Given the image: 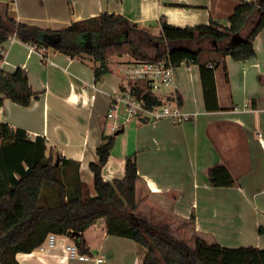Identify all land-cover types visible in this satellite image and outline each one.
<instances>
[{
	"label": "crops",
	"instance_id": "1",
	"mask_svg": "<svg viewBox=\"0 0 264 264\" xmlns=\"http://www.w3.org/2000/svg\"><path fill=\"white\" fill-rule=\"evenodd\" d=\"M237 2L0 0V14L41 29L62 30L73 22L109 13L150 27L159 35L161 18L179 28L209 25L212 19L227 26ZM0 48L6 52L2 71L23 68L38 95L29 107L6 100L0 124L24 130L33 142L45 138L47 155L53 151L56 157L79 164L81 181L94 195L90 165L98 160V147L118 121L124 131L122 122L132 121L126 119L124 109L108 117L111 95L125 81L116 74L119 63L110 64V73L96 83L91 64L53 47L38 49L16 39ZM255 49L256 56L245 62L225 59L228 80L222 68L216 71L217 111L205 107L200 67L187 63L177 67L173 92L190 118L181 123L173 119L131 123L136 135L123 157L112 161L116 141L103 169L105 180H122L126 157L135 154L140 176L138 211L149 219L170 223L173 235L190 245L200 237L229 249L264 250V144L259 136L264 138V29L255 40ZM6 145L0 137V163ZM218 165L227 167L240 186L211 187L208 172ZM7 188L0 177V193ZM92 228L97 230L89 235ZM85 239L91 252L88 262L67 258L65 246L74 243L63 236L57 247L44 253L38 249L19 253L17 260L19 264H143L146 257L144 251L139 258L142 247L133 240L109 235L103 222L89 228Z\"/></svg>",
	"mask_w": 264,
	"mask_h": 264
},
{
	"label": "trees",
	"instance_id": "2",
	"mask_svg": "<svg viewBox=\"0 0 264 264\" xmlns=\"http://www.w3.org/2000/svg\"><path fill=\"white\" fill-rule=\"evenodd\" d=\"M159 24L160 34L154 35L150 27L105 13L73 22L62 30H52L18 22L10 14H0V46L15 36L18 41L38 49L53 47L72 59L78 57L91 64L96 83L110 73L113 58L124 56L134 61L169 57L175 67L183 63L198 65L205 107L208 111H217L215 73L222 68L228 80L227 57L245 62L256 56L255 40L264 29V0H238L227 26L213 19L209 25L186 28L172 26L162 18ZM85 37L89 40L84 41ZM132 84L138 99L160 105L149 82ZM0 95V110L6 100L29 107L38 97L26 70L21 67L11 73L0 71ZM0 137L7 143L1 158L0 177L8 185L0 193V264H19V253H32L51 234L69 238L81 254L89 255L85 233L99 222L105 224L109 235L133 240L144 248L143 264H264V250L229 249L200 237H195L194 245H190L173 235L170 223L142 215L138 211L140 176L135 154L126 157L122 180L110 182L103 177V169L115 146V135L103 139L97 149L98 160L90 165L94 195L81 181L79 164L61 158L58 162L53 151L47 155L45 138L30 141L24 130L8 124H0ZM208 177L213 188L240 186L223 165L212 167Z\"/></svg>",
	"mask_w": 264,
	"mask_h": 264
},
{
	"label": "built area",
	"instance_id": "3",
	"mask_svg": "<svg viewBox=\"0 0 264 264\" xmlns=\"http://www.w3.org/2000/svg\"><path fill=\"white\" fill-rule=\"evenodd\" d=\"M10 41H15V36L9 37ZM0 71L5 63L6 52L0 48ZM176 68L169 57L157 61H134L130 62V68L125 81L111 95V111L109 118L113 117V113L124 109L127 120L138 117L149 118V120L173 119L176 123H181L190 118L191 114L183 111L177 94L173 92L176 83ZM147 81L154 96L160 101V105H150L147 101L138 99L136 96V88L132 82ZM121 126L114 127L113 131H117ZM261 144H264L262 134H259ZM59 235L51 234L38 250L45 251L57 247ZM67 258L77 259L80 261H90V257L81 254L75 244L65 246Z\"/></svg>",
	"mask_w": 264,
	"mask_h": 264
},
{
	"label": "rangeland",
	"instance_id": "4",
	"mask_svg": "<svg viewBox=\"0 0 264 264\" xmlns=\"http://www.w3.org/2000/svg\"><path fill=\"white\" fill-rule=\"evenodd\" d=\"M119 39H116L114 41H118ZM216 56V54H214ZM217 57V56H216ZM129 60V61H128ZM117 61L119 63V66L117 67L118 68V72L116 73L117 76L121 79H126V76L128 75V71H129V68H130V62H132V58L131 57H122L120 59L118 58H113L111 60V64L113 65L114 63H117L115 62ZM127 62V63H126ZM125 63V64H124ZM121 110V109H120ZM119 111L113 113V116H116V114H118ZM125 114V112H124ZM118 123L121 124L120 121H118ZM117 123L116 127L119 126V124ZM137 124V123H141L139 121V118L138 117H135V118H132V121H124L122 122V126H125V131L121 132L120 134L118 135H115V132L116 131H113V132H110L111 135H115L116 137V141L118 142V145L117 147L115 148L112 156H113V163H116L117 160L116 159H121L123 157V154L125 152V150H127V148L129 147V143H131V141L133 140L134 136L136 135V133L134 132V128H132L133 126H131L132 124ZM119 129V128H118ZM110 130V129H109ZM115 180V179H113ZM111 180V182L113 181ZM87 187L89 188V186L87 185ZM176 225L179 226V222L177 221L176 222ZM95 230H97L96 228H92L91 231L89 232V235H91V233H93ZM101 231V230H100ZM187 231V230H186ZM190 231V230H189ZM93 240H97L96 238L93 239ZM97 243V241H94ZM115 250V249H114ZM143 252H140V255H139V258L141 257L142 258V253H144V251H146L145 249H141ZM115 253L117 254L116 250H115ZM146 254V253H145ZM75 261L77 262L78 260L75 259Z\"/></svg>",
	"mask_w": 264,
	"mask_h": 264
},
{
	"label": "water",
	"instance_id": "5",
	"mask_svg": "<svg viewBox=\"0 0 264 264\" xmlns=\"http://www.w3.org/2000/svg\"><path fill=\"white\" fill-rule=\"evenodd\" d=\"M139 121L141 122V123H143V124H146V123H149V118H140L139 119ZM124 131V128H121V129H119L118 131H116V133H115V135H118V134H120L121 132H123ZM59 159H60V157L59 156H57V161L59 162Z\"/></svg>",
	"mask_w": 264,
	"mask_h": 264
}]
</instances>
